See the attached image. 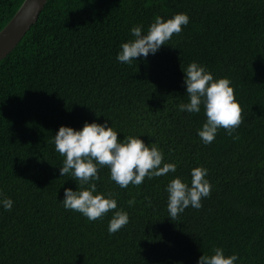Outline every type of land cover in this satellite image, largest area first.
<instances>
[{"label": "trees", "instance_id": "1", "mask_svg": "<svg viewBox=\"0 0 264 264\" xmlns=\"http://www.w3.org/2000/svg\"><path fill=\"white\" fill-rule=\"evenodd\" d=\"M24 1L0 0V32ZM181 12L189 24L155 55L117 60L133 26L146 33L155 16ZM192 61L231 80L242 108L239 139L220 128L204 145L203 107L179 111ZM105 120L119 139L141 136L178 164L176 173L127 188L99 169L97 191L112 193L129 214L115 233V210L89 221L65 209L64 189L80 185L61 176L65 157L54 144L61 126ZM201 165L211 195L173 221L166 186L176 176L190 185ZM0 191L14 201L11 211L0 206V264H197L215 247L238 253L237 264H264V0H48L0 61Z\"/></svg>", "mask_w": 264, "mask_h": 264}, {"label": "clouds", "instance_id": "2", "mask_svg": "<svg viewBox=\"0 0 264 264\" xmlns=\"http://www.w3.org/2000/svg\"><path fill=\"white\" fill-rule=\"evenodd\" d=\"M189 22V15L181 12L167 20L155 16L146 33L143 25L133 26L131 34L134 39L120 45L117 60L125 64H132L138 58L146 60L150 54L155 55L163 45H167L173 35L179 34L182 26ZM183 72L189 99L186 103L181 102L178 109L180 112L200 113L203 107L206 122L197 130L203 144H211L220 128L233 136L243 122V116L231 80L227 77L214 79L207 67L198 61H192ZM119 134L105 120L103 123L85 122L81 129L61 126L54 136L55 150L65 157L59 169L61 176L70 174L80 185L75 191L64 189L63 206L81 213L89 221L101 219L110 210H115L109 221V233L119 231L130 218L127 211L118 209L117 199L112 193L105 195L97 191L96 181L101 179V167H108L111 180L120 188H127L129 184L139 186L145 177L152 179L169 172L176 173L178 168L177 163L164 162V152L155 143L147 144L141 136L119 139ZM233 139H239V136H233ZM208 172L206 167L197 166L191 170L190 185L180 176L167 184V208L173 221L189 206L201 208L202 198L211 195ZM128 204L134 205L135 199L129 200ZM13 205V199L0 191V206L11 211ZM239 259L238 253L226 256L222 247H215L213 254L200 256L197 264H237Z\"/></svg>", "mask_w": 264, "mask_h": 264}, {"label": "water", "instance_id": "3", "mask_svg": "<svg viewBox=\"0 0 264 264\" xmlns=\"http://www.w3.org/2000/svg\"><path fill=\"white\" fill-rule=\"evenodd\" d=\"M48 0H25L0 32V61L9 55L38 19Z\"/></svg>", "mask_w": 264, "mask_h": 264}, {"label": "bare ground", "instance_id": "4", "mask_svg": "<svg viewBox=\"0 0 264 264\" xmlns=\"http://www.w3.org/2000/svg\"><path fill=\"white\" fill-rule=\"evenodd\" d=\"M197 8V7H196ZM195 9V8H194ZM196 10V9H195ZM48 12V11H47Z\"/></svg>", "mask_w": 264, "mask_h": 264}]
</instances>
